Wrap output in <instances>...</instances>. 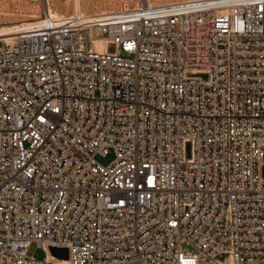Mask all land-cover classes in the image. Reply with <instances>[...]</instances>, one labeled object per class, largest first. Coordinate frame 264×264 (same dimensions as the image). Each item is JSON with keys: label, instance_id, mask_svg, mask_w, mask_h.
<instances>
[{"label": "built area", "instance_id": "2783aa9c", "mask_svg": "<svg viewBox=\"0 0 264 264\" xmlns=\"http://www.w3.org/2000/svg\"><path fill=\"white\" fill-rule=\"evenodd\" d=\"M263 165L264 0L0 37V264H264Z\"/></svg>", "mask_w": 264, "mask_h": 264}, {"label": "rangeland", "instance_id": "374dc122", "mask_svg": "<svg viewBox=\"0 0 264 264\" xmlns=\"http://www.w3.org/2000/svg\"><path fill=\"white\" fill-rule=\"evenodd\" d=\"M122 1H129L130 4L136 0H81V13L104 12L117 9L121 6ZM153 4L172 2L176 0H149ZM47 6L56 11V16L73 13L74 0H0V30L11 29L18 23L36 19L40 16L42 10ZM113 153L105 156L96 155L95 159L106 165L112 160ZM261 175L264 177V165L261 167ZM29 254H33L38 258L43 257V251L39 249L35 243H32L28 250Z\"/></svg>", "mask_w": 264, "mask_h": 264}, {"label": "bare ground", "instance_id": "6f19581e", "mask_svg": "<svg viewBox=\"0 0 264 264\" xmlns=\"http://www.w3.org/2000/svg\"><path fill=\"white\" fill-rule=\"evenodd\" d=\"M176 1H178V0H176ZM46 3H47V5H49V0H46ZM81 3H82L81 0H74L73 13H81V5H82ZM165 3H167V2H165ZM45 10H47V12H48L49 15L56 16V11L53 8L47 6V9H45ZM10 30L11 29H3V30H0V37H2V36L3 37H8L9 34H10ZM97 47L99 49L102 48L101 44H97ZM59 263L66 264V258H64V257L63 258H60L59 259Z\"/></svg>", "mask_w": 264, "mask_h": 264}, {"label": "water", "instance_id": "95a60500", "mask_svg": "<svg viewBox=\"0 0 264 264\" xmlns=\"http://www.w3.org/2000/svg\"><path fill=\"white\" fill-rule=\"evenodd\" d=\"M58 252L60 253L59 255H61V256L64 257V258H65L66 255H67V254H66V253H67L66 249H61V250L56 251V253H58Z\"/></svg>", "mask_w": 264, "mask_h": 264}]
</instances>
